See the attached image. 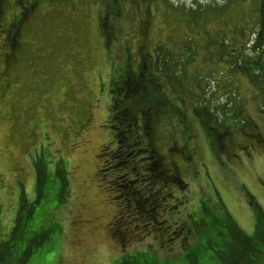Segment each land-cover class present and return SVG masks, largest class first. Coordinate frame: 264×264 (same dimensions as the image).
I'll return each mask as SVG.
<instances>
[{
    "label": "rangeland",
    "instance_id": "rangeland-1",
    "mask_svg": "<svg viewBox=\"0 0 264 264\" xmlns=\"http://www.w3.org/2000/svg\"><path fill=\"white\" fill-rule=\"evenodd\" d=\"M33 1L0 2L2 24L14 14L21 18L8 50L13 59L0 70L1 239L13 228L20 196L34 201L38 181L52 180L54 190L36 204L24 255L7 258L5 251L0 264H120L149 243L157 246L147 235L124 239L125 247L112 237L119 205L110 182L116 170L104 168V147H114L118 129L108 120L109 79L115 61L118 68L128 56L130 64L140 55L148 65L154 57L155 76L161 66L179 64L177 77L162 75L156 82L163 98L150 107L157 117L149 116L152 144L165 166L176 164L188 183L173 187L188 202L178 216L167 212L164 219L172 227L183 220L196 234L224 231L217 220H198L210 222L220 214L215 206L220 203L247 236L259 221L264 229V94L251 76L232 71L229 56L235 49L244 55L251 50L246 43L264 17V0H37L34 6ZM1 41L0 34V46ZM10 73L15 81L7 78ZM142 93L137 88L129 98L136 101ZM46 159L57 177L43 181L37 175ZM61 184L69 191L54 194ZM250 195L263 213L258 219ZM207 203L214 205L209 213L198 211ZM181 251L177 241L159 255ZM144 260L148 257L135 262Z\"/></svg>",
    "mask_w": 264,
    "mask_h": 264
},
{
    "label": "trees",
    "instance_id": "trees-1",
    "mask_svg": "<svg viewBox=\"0 0 264 264\" xmlns=\"http://www.w3.org/2000/svg\"><path fill=\"white\" fill-rule=\"evenodd\" d=\"M35 3H37V0L32 2L33 6ZM197 6L200 7V4ZM2 10L0 8V15ZM20 23L21 18L19 14L13 15V20L9 23V26L2 24L0 16V33L4 34L7 32L8 37L12 39L18 31ZM257 25L258 31L252 35L254 40L251 41L250 39L246 43L249 46L248 48L252 44L251 50H248L244 55L240 48L238 50L235 49V53L231 54L230 52L229 56L231 63H233L234 69L232 71L245 74L248 76V79L251 76L252 83H258L256 84V89L261 91L263 95L264 17L259 20ZM101 32L104 35L102 26ZM11 39L9 40V44L11 43V47H13L15 43ZM224 41H221L219 44V46L222 45L221 47L223 49L226 47ZM150 58L149 65L147 61L143 62L140 59V55L139 59H135V64H130L131 61L128 56L127 61L126 59L124 60L123 66L118 65V68L115 61V66L112 69L114 73L112 72L111 78L109 79L110 94L108 93V96L111 101L110 106L113 115L108 120L111 121L110 127L115 126L118 129L115 135L114 147L109 145L104 147V154L108 155L104 168L109 171L112 169L116 170V176L110 182V186L116 192V200L119 205L116 219L112 222V234L114 235L115 233L117 236L112 237L120 240V246L123 245L124 247V239H128L133 235L141 237L143 235L151 236L157 243V246L149 243V246L145 250H138L128 255L120 264H264V240L261 237L264 234V229L260 227V221L255 227L254 234L247 236L225 214L226 211L222 209L223 207L220 203L215 205L220 214H217L216 211V216L213 219L210 218V222L208 219L204 221L203 218H198V220L206 224H212L211 221L217 220V223L225 228L224 231L215 229L210 233L201 235L196 234L194 230L193 232L190 229L191 224L183 220L177 222L172 227L164 219L167 212L171 213V215L178 216L180 208L188 202L185 197H177L173 192V187L178 186L179 188L182 182L186 185L188 183H185L177 173L176 164L170 167L165 166L162 156L152 144L153 139H151V135L153 132L151 131L153 130L152 123L154 119L149 116L153 115V117H157L158 112L155 115L153 108L151 110L150 107H154L159 102H162L161 100L163 98L161 92L154 88L156 82H158V79L162 80V75H175L177 77L176 69L179 64L175 62L170 66H161L159 74L155 76L152 68H155L156 65L158 67V64L155 63L156 59L154 57L150 56ZM141 61L143 62L142 65H140ZM120 69H125V73L122 76L118 74ZM148 71L149 74H147ZM15 76L10 73L7 75V78H13L15 81ZM137 88H142L143 93L141 94V98L135 101L129 98V96L131 92H136ZM139 91L141 92V90ZM162 93L164 95V90H162ZM260 103L261 100L258 104L260 105ZM262 112L264 114V111ZM143 124H145L146 130H143ZM52 163V161H47V159L43 161L39 169L41 174L39 176L37 175V177H42L43 181V177L45 179L57 177L55 175L56 166L53 171L49 167ZM62 182H64L63 178ZM122 182L127 184L125 188L119 186ZM38 183L39 181L37 182L36 198L34 201L28 203L24 195L20 196V204H18L19 207L17 208L13 228L9 235L4 237L5 239H1L0 229L1 262L5 260V251L9 253L7 258L18 254V252L24 255L26 251L31 233L34 232V227H30L33 225L30 221L35 216L36 204L39 203L45 191L49 192L48 190L50 189L52 191L54 190L52 188V180H48L45 184L40 183L38 185ZM67 191H69L67 187L61 184L60 190L54 192V194L57 192L58 194H63ZM247 197L258 219L263 213L259 211L253 196L250 195ZM22 199L27 203L23 204ZM202 200L207 201L206 199ZM207 204L208 206L202 208H200L199 204L198 211L203 209L206 211V214L209 213L212 210L209 207L211 204ZM189 213L192 214L194 212ZM222 232H227V235ZM231 232L237 233L238 238L235 239L231 235ZM203 236L207 237L206 240L204 239V242L202 239ZM177 241L181 244L182 251L180 255L167 257L159 255V252L164 253L163 251H166V248H170ZM20 243L25 245L19 248L14 246ZM24 249L25 251L23 253ZM186 249L189 251H185ZM142 257H148V261L135 262L136 259L142 260Z\"/></svg>",
    "mask_w": 264,
    "mask_h": 264
},
{
    "label": "flooded vegetation",
    "instance_id": "flooded-vegetation-1",
    "mask_svg": "<svg viewBox=\"0 0 264 264\" xmlns=\"http://www.w3.org/2000/svg\"><path fill=\"white\" fill-rule=\"evenodd\" d=\"M7 26H9V24H7ZM2 32V31H1ZM1 34V38H2V45L1 47V51H0V62L2 63L0 70H2V73L4 72L5 68L11 63V60L13 59V55L14 53L12 52L11 55L8 54V50L12 49L13 47H11V43L9 44V40L11 38L8 37V33H0ZM11 40L14 41V38H12ZM15 43V41H14ZM14 45V44H13Z\"/></svg>",
    "mask_w": 264,
    "mask_h": 264
}]
</instances>
